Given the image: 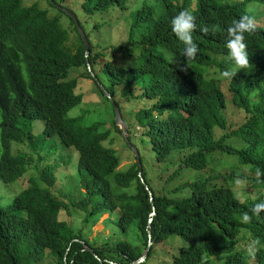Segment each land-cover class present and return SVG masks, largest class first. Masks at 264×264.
Instances as JSON below:
<instances>
[{"label": "trees", "instance_id": "1", "mask_svg": "<svg viewBox=\"0 0 264 264\" xmlns=\"http://www.w3.org/2000/svg\"><path fill=\"white\" fill-rule=\"evenodd\" d=\"M47 1L64 12L70 0H61L62 5ZM125 1L82 0V11L86 16L136 11L129 39L103 48L129 59L126 67L100 61L105 53L93 52L83 31L90 47L86 59L73 19L78 40L70 46L60 18L38 5L24 7L23 0H0V181L14 183L25 176L30 161L11 148L26 143L35 147L31 124L42 120L43 139L57 136L77 152L80 187L85 191L84 198H70V204L62 194L55 196L57 165L40 170L36 180L28 179L9 207L0 206V264H132L149 247L150 232L153 248L143 264L153 261L158 245L176 237L178 254L165 264H205L221 255L229 256L227 264H264V211L251 212L264 202V0H144L137 9L132 0L129 5ZM184 9L196 17L192 36L199 51L191 60L182 56L184 45L170 26ZM242 15L253 17L256 24L253 32L245 33L250 63L237 69L233 79L224 78L221 73L234 67L228 59L227 28ZM205 27L206 33L200 30ZM137 31L140 35L134 37ZM95 69L107 80V86L97 85L100 93L108 101L107 92L119 111L114 98L129 95L135 82L144 81L141 97L153 103L136 114L139 135L150 141L158 163L177 157L180 167L168 182L184 177L183 170L200 172L194 181L179 184L175 195L162 193L132 145L130 132L124 141L137 150L142 176L134 152L136 162L119 170V157L111 148L114 139L105 144L109 133H99L96 126L78 128L68 118L81 104V79L98 80ZM81 70L79 76L72 75ZM229 96L245 114L237 127L227 118ZM217 130L225 132L218 139ZM233 138L244 145L230 144ZM41 146L33 149L40 152ZM217 155L234 157L247 173L217 174ZM237 180L243 188L262 192L255 199L237 198ZM69 206L83 214L78 226ZM116 211L113 225L120 239H90L88 234L103 215ZM245 212L249 222L242 220ZM242 231L255 244L246 255L238 246Z\"/></svg>", "mask_w": 264, "mask_h": 264}, {"label": "rangeland", "instance_id": "2", "mask_svg": "<svg viewBox=\"0 0 264 264\" xmlns=\"http://www.w3.org/2000/svg\"><path fill=\"white\" fill-rule=\"evenodd\" d=\"M144 0H132V5L134 9L139 8ZM58 5L61 4V0H56ZM130 0H126V5H129ZM22 5L24 7H31L33 5H38L43 11L49 12V14L55 18H60L61 23L69 32L70 46H73L78 40L76 33L73 31L74 24L72 23V18L66 13L70 12L74 14L78 21L82 24L83 31L89 35V39L92 43L93 52H104V56L100 58V61L112 62L113 64L127 66L130 63L129 59L122 58L121 55H116L112 53L109 49L104 51L105 46H113L124 44L127 39H129L130 29L132 22L134 20V15L136 11L126 10L123 13L119 11H111L109 13H95L92 16H86L82 11V0H70L63 5L64 12H60L57 8H53L49 5L47 0H23ZM140 32V31H139ZM135 33H138L135 32ZM140 33L134 34V37L139 36ZM90 48V47H89ZM81 71L73 72V76H79ZM98 80L94 78L81 79L78 84L77 94L82 97L81 104L73 108L68 113L69 119H74V124L78 125V128H86L90 126H96L97 131L108 132L109 138L105 142L107 144L109 140L114 139L111 148L115 151L116 155L119 157L120 164L119 170H126L133 163H135V156L133 153V148L127 146L122 137V134L118 135L117 131L114 129L115 115L114 108L110 101L106 100L100 93L98 86H107V80L101 71L95 69ZM98 85V86H97ZM144 81L135 82L134 86L129 89V95L118 96L114 100L118 103L121 111V117L123 121L131 125L130 130L126 128L127 133L130 132L131 143L139 151L142 158V164L147 172L151 173L152 181L156 188L160 192L166 194L175 195L177 192V187L179 184H183L187 181H194L196 175L189 173L188 170H183L184 177L168 182V177L175 172L179 167L177 157L169 158L164 163H158L155 159V153L152 151V145L150 141L143 135H139V128H137L136 114L143 108L152 105V101H146L142 99V94L144 93ZM119 88V87H118ZM228 85H225V91H228ZM132 91V95H131ZM131 95V97H130ZM230 103L227 106V118L229 124L232 126H239L245 121V114L234 107L229 96ZM116 125V124H115ZM137 130H134V129ZM44 129V122L42 120H35L31 124V131L35 134L36 145L39 148L41 145V151L37 152L34 150L33 146L29 143L24 145H13L11 152L13 154H21L28 158L30 165L27 167V173L25 176L17 180L14 183H5L0 181V206L6 208L9 207L14 199L27 187V180L33 178L36 180L39 175V171L48 165H57L56 176H58V181L55 185L54 194L55 196H60L61 194L65 197L62 199L66 204L69 203V199L78 200L85 197V191L81 189L79 182V172H78V155L74 148H67L59 140L57 136L52 139H43L42 133ZM216 130V129H215ZM224 131H216V138L218 139ZM230 144L241 148L244 142L239 139H230ZM1 147V146H0ZM46 158L43 161H39L40 158ZM215 172L217 174H229L231 172H236L237 174L247 173V169L241 167L237 164L234 157H229L226 155H217L215 158ZM180 175V174H179ZM245 183V182H244ZM152 184V187H154ZM244 184L236 185V192L241 193L240 199L251 198L255 199L262 191H253L250 188H243ZM155 189V188H154ZM70 207L72 211V222L74 225H79V220L83 214L76 211L74 208ZM119 213L116 211L110 217L108 215H103L101 218L105 222L98 221L93 228L91 233L88 234L90 239L98 238L99 240L109 239L112 242L120 239V236H116V228L113 225L118 219ZM75 227V226H74ZM76 230V229H74ZM86 233L88 232L85 229ZM246 231H242L240 238L238 239V246L243 254H248L252 249H255V244L251 243ZM122 239V236H121ZM180 238H170L164 244L157 246L156 251L153 254V261L151 259L150 264H165L170 262L174 256L178 253V247L181 246L179 241ZM99 243V241H97ZM229 256L221 255L219 257H210L206 259L205 264H227ZM245 264H253L249 260L245 261ZM237 264V263H235Z\"/></svg>", "mask_w": 264, "mask_h": 264}, {"label": "clouds", "instance_id": "3", "mask_svg": "<svg viewBox=\"0 0 264 264\" xmlns=\"http://www.w3.org/2000/svg\"><path fill=\"white\" fill-rule=\"evenodd\" d=\"M196 17L190 9H184L175 15L171 20V30L175 36L183 43L184 50L182 56L185 60L194 59L199 51L198 45L193 41L192 33L196 29ZM256 24L253 17L242 15L239 19L232 20L227 28V43L228 59L234 62V67L231 70H225L221 73L222 77L233 79L237 74V69H245L249 66V55L245 41V33H251L255 30ZM202 32H207L208 29L201 28ZM255 95V93H253ZM242 182L236 181L237 185ZM240 198L241 193L236 194ZM264 211V202L257 203L251 209L253 215H259ZM242 220L249 222L251 217L247 212L242 214ZM258 243V241H257Z\"/></svg>", "mask_w": 264, "mask_h": 264}, {"label": "water", "instance_id": "4", "mask_svg": "<svg viewBox=\"0 0 264 264\" xmlns=\"http://www.w3.org/2000/svg\"><path fill=\"white\" fill-rule=\"evenodd\" d=\"M66 13H67V15L69 17H72V19L76 23V26L78 28V31H79V33H80V35L82 37V40H83L84 53H85V57L87 59L88 54H89V42H88V40H87V38H86L83 30H82V27H81V25H80L77 17L74 14L70 13V12H67L66 11ZM87 67L89 69V65ZM105 96L109 99V101L111 102V104H112V106L114 108L115 124L120 128L122 137L126 140V136L125 135H126V128L127 127H126L125 122L121 119L119 108L117 107V105L114 103V101L111 99L110 95L107 92H105ZM133 152L135 153V156L138 159L139 175L142 176V164H141V162L139 160V154H138V152H137V150L135 148H133ZM151 195H152V193H151ZM153 215H155V214L153 213ZM152 239H153V234L150 232V243H149V247H147V249L144 252L143 256L139 260L135 261L132 264H143L144 262H146L147 258H149V256H150V253H151L152 248H153V240Z\"/></svg>", "mask_w": 264, "mask_h": 264}]
</instances>
